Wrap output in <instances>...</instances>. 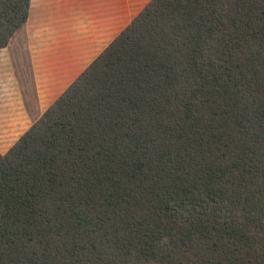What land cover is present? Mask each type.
<instances>
[{
  "label": "trees",
  "instance_id": "obj_1",
  "mask_svg": "<svg viewBox=\"0 0 264 264\" xmlns=\"http://www.w3.org/2000/svg\"><path fill=\"white\" fill-rule=\"evenodd\" d=\"M0 264H264V0H149L0 152Z\"/></svg>",
  "mask_w": 264,
  "mask_h": 264
},
{
  "label": "crops",
  "instance_id": "obj_2",
  "mask_svg": "<svg viewBox=\"0 0 264 264\" xmlns=\"http://www.w3.org/2000/svg\"><path fill=\"white\" fill-rule=\"evenodd\" d=\"M82 2L90 1L82 0ZM97 5L99 7L97 6L98 9L93 15L95 17H92V21H90L92 18L87 21L79 33L76 16L78 7L75 4L72 5L70 2L69 5L66 0H60L59 4H53L52 9L47 11L49 3L39 2L36 8L31 1L26 32L37 87L43 80L41 75H45V82L52 85L47 90H55V84L60 82L62 84L57 89L63 91L64 87L74 79L73 77H76L71 75L70 67L76 66L80 58L85 57L86 46L99 48L97 56L127 25L121 26V18L125 23L127 15V0H109V2L98 0ZM88 10L89 5L82 6L83 13ZM112 19L115 20L113 24ZM4 50L5 48L0 49V56L5 53ZM61 66H63L62 70Z\"/></svg>",
  "mask_w": 264,
  "mask_h": 264
},
{
  "label": "rangeland",
  "instance_id": "obj_3",
  "mask_svg": "<svg viewBox=\"0 0 264 264\" xmlns=\"http://www.w3.org/2000/svg\"><path fill=\"white\" fill-rule=\"evenodd\" d=\"M31 1L34 3L35 7L36 5H39V2L49 3L47 9V11H49L52 9V5L55 3L59 4L60 0H31ZM66 1L69 3V5L71 2L72 5L75 4L78 7L77 15H76L77 30L79 33H81L83 26L87 24V21H89L96 13L99 7V5H97L98 0H89L90 2H86V3L82 2V0H66ZM105 1L109 2V0H105ZM148 1L149 0H127V15L125 18V23H123V18H121V24H122L121 26L128 24L130 20L143 8V6ZM83 5L84 6L89 5V10L87 12L86 11L84 13L82 12ZM93 18L90 21H92ZM114 21L115 20L112 19V24ZM85 50H86L85 57L80 58L79 63L76 66L70 67L72 69L71 71L72 76L76 75L77 77V75L92 61V59L99 52V48H92L91 46L89 47L86 46ZM4 52L5 55L1 54L0 56V152L1 153L7 151V149L10 148V146L30 127L33 119L37 115L41 114L50 104H52L53 101L62 92L61 91L62 89L60 90L57 89L60 88V84H62L60 82H57V84H55L56 86L55 90L52 89L47 90V88H50L52 85L45 82V75L44 76L41 75V78H43V80L41 79L42 81L39 83L40 84L39 87H37V83L35 82V99L32 100L31 98H27L30 102L27 106L24 102L16 74L14 72L13 64L10 61L8 50L5 49ZM19 57L21 58V56ZM62 68L63 66H61V70ZM76 77L74 76L73 78L75 79ZM69 84H67L64 87V89Z\"/></svg>",
  "mask_w": 264,
  "mask_h": 264
}]
</instances>
